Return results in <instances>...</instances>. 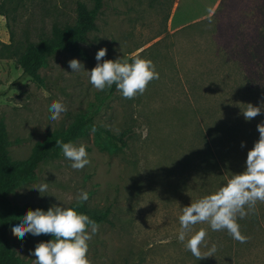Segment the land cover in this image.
Instances as JSON below:
<instances>
[{
  "label": "rangeland",
  "instance_id": "374dc122",
  "mask_svg": "<svg viewBox=\"0 0 264 264\" xmlns=\"http://www.w3.org/2000/svg\"><path fill=\"white\" fill-rule=\"evenodd\" d=\"M78 3L92 9L95 0L0 1V121L11 159L26 161L37 143L80 115L94 116L102 130L89 127L74 142L86 146L89 165L72 169L61 152L14 192V205L71 207L86 191L80 208L110 212L89 241L90 264H264V202L237 219L243 243L207 223L186 236L207 232L203 258L177 240L183 207L242 171L259 138L264 109L246 121L241 108L264 102V0H104L81 43L87 58L57 53L40 70L39 85L24 75L14 52L51 37L54 26L75 25ZM102 47L103 59H150L159 78L132 98L113 86L98 91L84 71L71 73L68 61L77 58L91 70ZM52 100L67 106L58 120L50 118ZM106 131L124 136L126 145ZM40 181L49 185L43 197L30 188ZM11 238L21 264H33L30 250L43 240L16 232ZM213 244L217 250L208 257Z\"/></svg>",
  "mask_w": 264,
  "mask_h": 264
},
{
  "label": "clouds",
  "instance_id": "9594fccd",
  "mask_svg": "<svg viewBox=\"0 0 264 264\" xmlns=\"http://www.w3.org/2000/svg\"><path fill=\"white\" fill-rule=\"evenodd\" d=\"M107 52L106 47L98 49L95 54L97 63L91 70H86L84 63L77 58L69 60L68 67L72 70L71 73L84 71L89 83L98 91L115 85L125 98L142 94L150 81L159 78V73L150 59L135 57L129 62L124 55L114 60L103 59ZM246 105L245 109L240 107L246 121H251L264 109V102L256 106L252 103ZM48 107L51 109V120H58L67 111V106L59 100H52ZM257 131L259 138L248 150L243 170L233 173L218 190L184 206L178 217L180 230L177 240L197 259L203 258L201 245L207 232L200 229L186 239L194 225L207 223L212 231L226 230L234 240L243 243L246 237L241 234L237 219H243L257 201L264 202V122L257 124ZM57 146L71 162L72 169H83L90 164L85 145L77 146L71 141L58 140ZM244 146L245 142L242 141L241 147ZM30 188L36 189L43 197L49 185L40 181ZM88 198L86 191H81L77 196L79 203L87 201ZM79 203L71 207L53 204L47 210L29 208L18 220H13L12 229L21 237L25 234L51 236V239L38 242L30 250V255L35 257L33 264H90L87 255L89 241L98 232L99 224L78 210ZM216 250V245L213 244L208 251V257L213 256Z\"/></svg>",
  "mask_w": 264,
  "mask_h": 264
},
{
  "label": "trees",
  "instance_id": "16d2710c",
  "mask_svg": "<svg viewBox=\"0 0 264 264\" xmlns=\"http://www.w3.org/2000/svg\"><path fill=\"white\" fill-rule=\"evenodd\" d=\"M1 1V0H0ZM104 8V0H95L94 7L89 9L84 3L77 5V21L73 26H54L51 37L44 38L37 43H29L23 51L14 52L18 57L19 65L25 76L31 78L39 85L44 81L40 70L47 65L50 57L60 52H66L73 56L87 58L86 51L81 43L89 32L95 29V22ZM0 15H4L0 12ZM10 45L4 44L5 48ZM116 87L113 85L112 91ZM94 128L102 133L94 122V116H78L66 131L53 132L47 135L43 142L35 145L30 157L22 162H14L9 155L10 142L6 126L0 121V264H21L16 255L11 233L13 220H18L28 208L14 205L11 196L22 185L36 178L37 170L47 160L60 155L62 152L57 146V141L75 142L87 128ZM109 139L118 141L125 146L124 136L120 138L106 131ZM79 211L86 213L99 225L108 222L109 210L104 212H87L82 208ZM43 241L51 239L50 235H40Z\"/></svg>",
  "mask_w": 264,
  "mask_h": 264
}]
</instances>
